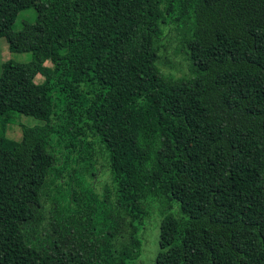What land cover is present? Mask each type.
<instances>
[{"label":"trees","instance_id":"1","mask_svg":"<svg viewBox=\"0 0 264 264\" xmlns=\"http://www.w3.org/2000/svg\"><path fill=\"white\" fill-rule=\"evenodd\" d=\"M2 36L0 264H130L158 203L157 264H264V0H0Z\"/></svg>","mask_w":264,"mask_h":264},{"label":"rangeland","instance_id":"2","mask_svg":"<svg viewBox=\"0 0 264 264\" xmlns=\"http://www.w3.org/2000/svg\"><path fill=\"white\" fill-rule=\"evenodd\" d=\"M38 17V12L34 8L22 10L16 21L13 24V29L19 31L23 28L25 21L35 22ZM170 42H166V49L161 50V59L159 62L162 70L167 74L177 76H189L191 62L187 59L184 48L179 40L177 32H171L169 35ZM34 58V52L31 50L14 51L10 48L9 42L5 36L0 37V74L3 70V65L6 61L12 60L20 63H28ZM46 65L53 66L51 60L46 61ZM34 81L36 83H43L45 76L38 73ZM10 115L12 120L7 124V136L12 139L21 141L23 136L24 125L41 124L42 121L38 118L23 114L20 112H12ZM1 127V123H0ZM171 208L164 207L161 203L155 205L150 209L149 214L144 221L139 225V236L142 240L141 254L130 261V264H157V257L160 252V223L163 214L170 211Z\"/></svg>","mask_w":264,"mask_h":264}]
</instances>
